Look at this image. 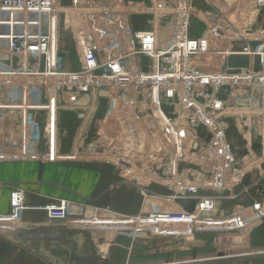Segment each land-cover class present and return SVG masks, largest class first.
I'll return each mask as SVG.
<instances>
[{"label":"crops","instance_id":"obj_1","mask_svg":"<svg viewBox=\"0 0 264 264\" xmlns=\"http://www.w3.org/2000/svg\"><path fill=\"white\" fill-rule=\"evenodd\" d=\"M248 1L157 0L159 11L172 4L177 19L188 21L193 44L182 46L201 52L190 66L150 57L143 47L128 50L123 76L68 77L50 123L38 95L15 97L10 106L3 94L0 264H186L191 252L210 249L204 233L220 234L212 245L225 261L264 264V191L253 214L237 205L244 172L236 160L251 145L254 163L264 161V2L250 15ZM68 32L62 9L55 45L63 70L73 73L83 62L68 61ZM15 60L2 52L1 67ZM155 69H171V81H157ZM220 70L223 82L216 81ZM154 76L162 84L158 116L141 108L144 99L159 100ZM224 124L232 131L221 140ZM43 151L51 158L43 160ZM162 237L173 243H157Z\"/></svg>","mask_w":264,"mask_h":264},{"label":"rangeland","instance_id":"obj_2","mask_svg":"<svg viewBox=\"0 0 264 264\" xmlns=\"http://www.w3.org/2000/svg\"><path fill=\"white\" fill-rule=\"evenodd\" d=\"M65 1L66 3L63 7V14L66 28L70 32L69 35L72 38L71 42L68 44L70 47V51L68 52V61L71 62L73 59H77L83 62L81 70H75L73 73L77 72L76 74L91 77L105 75L123 76V57L128 50L134 51L136 48L149 47L150 50L158 52V46L172 50L175 44L177 45L179 43H183L186 46L193 44L192 42H189L186 33V30L188 29V21L185 20L180 22V20L177 19L175 16L177 12H171L172 4H170L169 12L166 10L165 12H162L159 11L160 6L156 4L157 0H132V5H115L109 3L108 0ZM263 2L264 0H249L247 2L249 5V14L252 15L255 13L259 9L260 5H263ZM255 7L257 8L256 10ZM141 16L144 17L142 18ZM146 19H148V21H146ZM161 26L165 29L164 35H161L160 33ZM13 27V22L3 20V23L0 24V41L2 40L3 35H5L6 38L8 31ZM196 41L197 40L193 42ZM97 55L102 57V63L108 64L110 61H112V63L94 73L87 74L86 69L89 68V65L99 63ZM162 56L165 58V61L171 62V54L160 55L158 56V60H161ZM85 66L87 67L85 68ZM107 71L110 73H106ZM154 71H159L157 81L163 80L164 78L167 81H171V69H165L164 71L162 69H155ZM82 72L83 74H81ZM152 81L155 84V76L152 77ZM86 85L87 86H85V88H89L91 90L92 84ZM161 89L162 84H155L152 86L151 90L152 93H156V95L159 94L158 102H152L153 99L150 97L149 99L143 100L144 104L148 106L147 110H150L151 114L152 112L156 113L157 116L158 107L162 105L160 98V95L162 94ZM169 96L170 94L168 95L165 93V99ZM164 104H166V106H164V108L162 106V111L166 119V115H172V108L166 101ZM163 123L166 124L165 122ZM153 136V139L158 141L160 138L159 131L158 135L153 133ZM263 137L264 134L262 135V138ZM161 149L163 150L159 155L167 156L166 149ZM252 150L253 149L250 145L249 149L245 151V155L240 157L238 161L236 160L240 171L244 172L243 183L238 187V191L242 190V193L240 191V196L237 197V205H239V207L245 206L246 208H249L250 206L251 214H253V211H257L259 207V200L261 199V195H263L261 192L264 191V179H261L262 177L260 178V170L264 165V161L262 160L261 164L254 163L255 160L253 157L256 155L257 150ZM154 154L157 156L158 152L154 150ZM200 198L201 196L198 194V201ZM203 198L204 196L202 195L201 199ZM109 216L110 215L106 213L102 216V219ZM205 236H211L212 238V241L210 242V249L207 250L208 252H205V248H199L197 253H195V251L191 252V261L186 264H236L230 261H225L226 259L223 251L218 247H215L216 245H212V243H214L213 238L220 236V234L214 233L213 236L211 234L204 233L202 237L205 238ZM164 241L173 243V240L171 241V239L165 237L158 239L157 243L162 244ZM171 255L172 258L182 256L180 252H172ZM101 264L109 263L102 262ZM245 264L251 263L246 262Z\"/></svg>","mask_w":264,"mask_h":264},{"label":"built area","instance_id":"obj_3","mask_svg":"<svg viewBox=\"0 0 264 264\" xmlns=\"http://www.w3.org/2000/svg\"><path fill=\"white\" fill-rule=\"evenodd\" d=\"M62 9L59 0H0V24L3 23V20H9L14 24V27L8 31L6 38L4 37L5 40L3 39V47L1 48L0 45V59L2 52L5 51L16 58L15 66L12 64L11 67L3 68L0 63V107L4 93L8 97L7 104L10 106L15 97L18 99L26 97L31 100L29 95H38L42 103V111H45L47 123L53 120L54 112L60 109L54 99L57 97L59 101L63 99L62 94L68 77L80 75L63 70L62 58L58 53L59 48L55 45L56 30ZM144 49L150 51L151 57L163 54L175 56L177 66H190L192 56L201 53L184 49L182 43L177 44L174 50H170L168 53L150 50L149 47ZM110 63L112 61L108 64L95 63L89 65L86 73L98 71ZM225 78L226 72L224 70L216 72V81L223 82ZM167 94L171 96V90H167ZM212 107L214 110L221 109L219 103L213 104ZM141 108L147 110L148 106L142 102ZM231 131L232 126L224 124L222 131L217 135L222 140L224 132ZM179 148H177L178 150L175 149L177 157L183 152ZM42 158L46 160L50 159L51 156L43 151Z\"/></svg>","mask_w":264,"mask_h":264}]
</instances>
